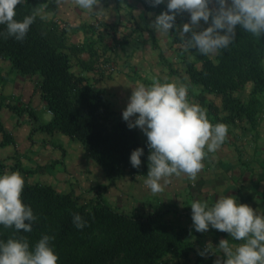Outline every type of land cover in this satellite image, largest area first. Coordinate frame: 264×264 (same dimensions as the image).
Returning <instances> with one entry per match:
<instances>
[{
    "label": "trees",
    "instance_id": "obj_1",
    "mask_svg": "<svg viewBox=\"0 0 264 264\" xmlns=\"http://www.w3.org/2000/svg\"><path fill=\"white\" fill-rule=\"evenodd\" d=\"M141 1L146 11L167 10L165 4L153 6L148 0ZM55 9V0H24L20 11L16 10V19L28 14L36 16L25 38L18 41L14 37H0V58L8 60L19 74L38 77L39 96L51 118L36 128L47 133L59 132L78 141L108 178L122 170L132 176H147L150 152L147 137L140 135L135 127L128 128L122 117L116 118L111 129L99 119L100 111L110 112L102 89L84 75L71 71L68 55L41 30L38 12ZM4 30L0 25V31ZM173 31L172 41H180ZM263 58L264 36L256 38L237 28L235 41L213 60L201 56L200 68L186 62L190 80L219 95L223 110L228 112L223 118L215 117L214 124L218 120L232 124L245 121L250 128H257L259 98L264 93ZM246 85H250V91L242 99L237 92ZM207 105L215 108L213 103ZM10 110L16 112L14 106ZM0 135L1 145L13 143L11 133L1 121ZM138 146L144 149V154L141 165L134 168L129 156ZM11 170L19 171L24 177L22 199L37 215L31 232L21 230L16 235L26 237L30 245L41 234L53 235L55 239L51 243L59 255L58 264H164L166 259L186 258L197 242L191 237L198 232L190 224L166 217L169 208L146 212L132 208L127 212L111 207L98 194L80 202L71 192L29 181L19 165ZM3 171L6 163L0 158V172ZM74 213L88 222L84 228L74 226ZM13 232L12 228L0 225V239H7ZM196 264H213V261L198 258Z\"/></svg>",
    "mask_w": 264,
    "mask_h": 264
},
{
    "label": "crops",
    "instance_id": "obj_2",
    "mask_svg": "<svg viewBox=\"0 0 264 264\" xmlns=\"http://www.w3.org/2000/svg\"><path fill=\"white\" fill-rule=\"evenodd\" d=\"M55 4L54 11H43V33L68 55L71 71L84 75L95 87L102 89L104 101L116 117H122V110L131 94L129 86H134L137 82L150 85L154 77L161 80L168 77L169 80L176 79L188 84L190 100L206 109L211 123L214 124L215 117L223 118L228 114L222 108L221 98L212 99V93L192 82L186 72L188 61L193 62L197 68L201 67V56L193 55L195 49L192 52L185 51L178 33L180 41H172L174 31L170 34L153 31L151 21L158 13L154 10L146 11L141 0H100L94 8L97 11L93 13L80 9L74 0H55ZM182 16L185 19H181ZM176 18L179 27L188 21L189 14L178 13ZM206 26L201 21L198 29ZM184 55L188 59L183 58ZM207 57L213 60L215 55ZM174 60L177 61L176 65L182 66L183 71L176 73L171 70V62ZM27 86L26 98H38L40 105L44 107L38 85L34 89ZM207 103H213L215 108H209ZM46 112L42 122L51 118V113ZM257 117L259 118L258 115ZM20 121L18 116L13 119L14 124ZM223 123L228 125L227 138L215 153L207 154L203 161L204 167L195 180L183 173L173 175L166 178L169 182L162 192L152 193L144 184L147 176H132L126 171L128 176L134 178L125 191L126 201L131 203L139 199L157 202L165 194V199H172L177 206L181 204L184 207L183 201L169 194L167 185L170 184L173 195L180 193L182 197L192 196L193 200H208L211 203L220 195L230 193L238 201L264 211V117L257 128H250L247 122L244 124L246 127L241 128H236V123ZM30 126L20 124L17 127L22 132H10L13 143L0 144V147L6 148L8 156L14 155L19 159L22 168L28 166L35 172L39 167L52 166L54 176L48 178L54 179V184L63 188L64 192H70L69 184L75 188L76 183L80 182L90 186L95 182L103 183L86 167L88 161L93 160L82 146L71 144L68 142L70 139L59 132H27V127ZM135 128L140 135L146 136L138 127ZM57 141L61 145H57ZM0 158L4 156L0 155ZM79 162L80 165L76 166ZM55 171L59 173L56 174ZM183 207L172 208L170 219L190 224L192 228L190 205L186 209ZM213 230L216 231L215 228L208 229L211 233Z\"/></svg>",
    "mask_w": 264,
    "mask_h": 264
},
{
    "label": "clouds",
    "instance_id": "obj_3",
    "mask_svg": "<svg viewBox=\"0 0 264 264\" xmlns=\"http://www.w3.org/2000/svg\"><path fill=\"white\" fill-rule=\"evenodd\" d=\"M24 0H0V37H14L22 41L35 22V14L16 19V8ZM153 6L165 4L151 21L153 31L163 34L176 33L183 40V48L193 55H220L234 41L237 28L253 37L264 36V0H148ZM76 6L89 13L96 12L100 0H74ZM211 5V6H210ZM187 12V22L179 27L178 13ZM201 21L206 27L198 26ZM210 21V22H209ZM122 119L128 128L138 127L147 137L148 171L144 184L152 193L164 190L166 178L186 174L195 180L204 167L208 153H215L225 142L228 125L211 123L207 112L199 103L190 100L188 84L179 80H163L154 77L150 85L137 82ZM142 147L130 152L129 160L134 168L141 165ZM163 181V183H162ZM24 177L19 171L0 172V225L12 228L13 235L0 239V264H58L59 255L51 243L55 237L44 233L30 245L26 237L16 233L31 232L37 215L31 205L22 199ZM191 219L197 232L210 227L227 232L239 241L220 239L216 245L223 259L214 264H264V211L242 203L230 194L220 195L214 202L195 199L190 203ZM74 226L82 229L87 221L79 214L72 217ZM208 248L200 252L201 255Z\"/></svg>",
    "mask_w": 264,
    "mask_h": 264
},
{
    "label": "rangeland",
    "instance_id": "obj_4",
    "mask_svg": "<svg viewBox=\"0 0 264 264\" xmlns=\"http://www.w3.org/2000/svg\"><path fill=\"white\" fill-rule=\"evenodd\" d=\"M21 4L17 5L16 10L20 11ZM43 11L38 12V15L40 16V27L41 30L45 28V21L43 19ZM204 24H207L203 22ZM42 24V25H41ZM183 45V42L181 43ZM183 47V46H182ZM184 49V48H183ZM185 59H188L187 56L184 55ZM183 60V59H182ZM165 62H167V59H165ZM177 61H172V67L169 62L171 70H175L177 73L178 71H183L182 66L176 65ZM264 63V58H263ZM180 68V69H179ZM166 69V67H165ZM27 85L32 86L34 89L38 85V77L37 75H21L18 72H16L14 69L10 67V63L6 59L0 58V121L4 128L8 132H22L17 126H20V124H25L26 126L31 125L30 127H27V132H44L36 128V126L42 122V118L44 114H46L45 107L40 105V100L38 98H26L27 93ZM250 91V85L244 86L240 91L237 92V95L242 98L246 99L248 97V93ZM212 99H215L217 97H220L219 95H216L212 93L211 95ZM39 100V101H38ZM259 106L260 110L258 112L257 120L258 125L261 124L260 121L264 117V93L259 98ZM10 106H14L16 109V112L13 110H10ZM18 116V119L20 118V123H13V119ZM116 116L112 112L107 111H100L99 112V119L107 126L109 129H111V126L116 121ZM215 121V120H213ZM245 121H239L236 123V128L246 127ZM41 137V136H40ZM39 137V138H40ZM59 139V138H58ZM60 140V139H59ZM57 145H61L60 141H57ZM68 142H71L73 145H79L81 144L78 141H74L71 139L68 140ZM56 145V146H57ZM81 151H84L83 149ZM71 154V153H70ZM0 155L4 156L3 160L6 163V170L15 169V167L19 164L21 165V162L17 157L14 155L8 156L6 154V148L0 147ZM11 155V153H10ZM77 155V154H76ZM7 156V157H5ZM28 157H31L30 154H28ZM76 160V159H75ZM81 162V161H80ZM79 163H76V166L80 165ZM86 163V162H85ZM84 163V164H85ZM22 168V166H20ZM22 168L23 172L27 174V178L29 181L34 182L38 181L41 183H48L55 187L60 192H64L65 190H62L63 188H59L57 185L54 184V179H50L48 177L54 176L53 170L51 169L52 166L47 165L45 167H39L34 172L31 168L28 166H23ZM86 167L89 169V172L92 174H96L97 178L100 179L102 182H95L94 185H84L83 182H80L77 184V187L70 186L69 183H66L68 187H70V192L78 197V200L80 202L82 201H88L89 199L96 198L97 194L101 196L103 201H105L107 204H109L111 207L123 210V211H130L133 207L140 210V211H149L156 208H169V213L166 215L168 219L171 217V208L179 207L182 209L183 205L177 206L176 201L172 199H165V194L163 197H161L160 200L157 202L151 201V202H144L140 201L139 199H136L134 202H128L126 201V189L128 188V183L133 182L134 178L128 176L125 170H122L118 172L114 177L111 178V181H108V177L105 175L104 169L95 163L94 161H88V164ZM28 170V171H27ZM17 171V170H16ZM27 171V172H26ZM88 172V173H89ZM56 174H58V171H55ZM135 183H137V180H135ZM89 186V187H86ZM174 186V184H172ZM169 194H171L172 197L179 198L178 200H181L185 203L187 207H189L191 201H193L192 196H184L180 193H175V195L172 194V189L170 188V184L167 185ZM77 191H76V190ZM80 189V190H79ZM166 189V188H165ZM68 190V191H69ZM167 190V189H166ZM167 190V191H168ZM178 194V195H177ZM138 195V194H137ZM176 199V198H175ZM177 200V199H176ZM184 205V206H185ZM192 229H195L192 227ZM194 240L197 239L196 244L194 245V248L192 251H190L189 255L186 258H180V259H166L164 261V264H196L198 258H210L214 262L217 260V258L223 259L222 252L219 251L218 247L216 246L220 239H229V241L232 244H238L239 241L233 240L227 232L219 231L216 229L212 231H204V232H198V234L192 235ZM208 248L207 251L204 252L203 255L200 254L202 250H205Z\"/></svg>",
    "mask_w": 264,
    "mask_h": 264
}]
</instances>
